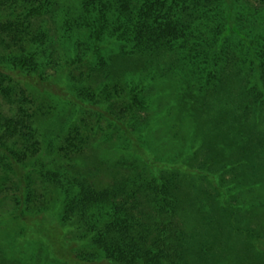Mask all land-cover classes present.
Returning a JSON list of instances; mask_svg holds the SVG:
<instances>
[{"label": "rangeland", "instance_id": "rangeland-1", "mask_svg": "<svg viewBox=\"0 0 264 264\" xmlns=\"http://www.w3.org/2000/svg\"><path fill=\"white\" fill-rule=\"evenodd\" d=\"M82 1L56 0L39 18L37 25L50 39L43 48L44 79L26 82L43 98L38 119L43 148L53 158L73 128L85 132L82 120L94 127L88 149L60 177L82 175L100 189L133 190L131 212L141 229L167 243L168 264H264V108L259 113L243 108L244 84L233 73L218 89L200 94L170 73L175 58L168 55L128 56L115 44L94 53L89 31L76 21ZM254 32H264V20ZM73 59L83 63L61 77ZM125 81L145 83L149 110L123 112L129 101L122 93L116 99L121 108L107 111V105L86 102L72 88L79 82L93 91L109 85L111 91ZM137 158L141 170L129 166ZM154 169L175 199V210L165 214L156 209L154 192L139 189L135 180L151 179ZM50 189L51 226L40 233L36 221L26 225L22 208L0 200V264H100L76 258L93 248L86 242V221L76 212L62 222L64 195ZM30 225L36 229L31 237Z\"/></svg>", "mask_w": 264, "mask_h": 264}, {"label": "trees", "instance_id": "trees-1", "mask_svg": "<svg viewBox=\"0 0 264 264\" xmlns=\"http://www.w3.org/2000/svg\"><path fill=\"white\" fill-rule=\"evenodd\" d=\"M255 1L262 6H254ZM55 3L0 0V200L8 199L22 208L28 214L26 225L36 221L40 233L51 226L48 196L55 186L64 195L61 221L78 212L89 230L86 242L93 248L78 253L80 262L168 264L171 255L167 243L141 229L131 212L133 190L124 185L100 189L82 175L60 177L67 174V165L75 164L88 149L92 125L82 120L85 132L73 128L58 148L57 159L43 148L37 109L43 98L34 95L26 82L44 79L43 48L50 39L37 21L50 13ZM78 11L76 21L89 31L94 53L103 45L115 44L128 56L168 55L175 58L170 73L188 90L200 94L218 89L233 73L244 84L243 108L256 113L264 108V32H254L256 22L264 20V0H83ZM82 63L81 59L69 61L61 77ZM15 73L24 76L22 82ZM109 87L103 85L93 91L79 82L72 84L78 97L105 104L107 111L114 110L115 105L121 108L116 99L122 93L129 101L123 112L132 115L134 109H150L151 99L144 96L145 83L125 81L111 91ZM138 161L129 166L141 170ZM154 171L151 179L138 175L135 180L139 189L154 192L155 207L165 214L175 210V199L171 188ZM32 226L28 227L29 237L36 230Z\"/></svg>", "mask_w": 264, "mask_h": 264}]
</instances>
